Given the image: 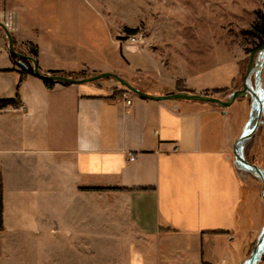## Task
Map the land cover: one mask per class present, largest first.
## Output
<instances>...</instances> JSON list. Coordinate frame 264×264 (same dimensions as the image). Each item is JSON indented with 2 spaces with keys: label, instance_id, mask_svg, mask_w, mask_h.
Listing matches in <instances>:
<instances>
[{
  "label": "crops",
  "instance_id": "obj_1",
  "mask_svg": "<svg viewBox=\"0 0 264 264\" xmlns=\"http://www.w3.org/2000/svg\"><path fill=\"white\" fill-rule=\"evenodd\" d=\"M0 8L19 11L13 46L43 74L83 79L113 72L129 80L105 61L113 54L133 71L130 83L149 94L239 88L245 51L225 27L236 13L219 31H196L192 60L185 62L164 56L176 53L168 46H180L184 36L178 28L168 31L170 18L160 14L147 15L149 35L131 46L122 28H136L137 14L113 27L101 16V0H0ZM189 19L173 18L183 27ZM13 54L0 29V101H19L0 112V264H242L248 258L264 209L263 220L257 206L250 220L244 185L264 205L262 186L243 181L236 167L233 145L244 123L232 122L227 107L143 98L110 77L55 81L49 88L36 73L22 79L28 64ZM124 93L133 97L129 106ZM255 133L264 168V120ZM246 232L244 253L232 249ZM57 242L66 246L64 257L52 253ZM15 244L29 256L16 254Z\"/></svg>",
  "mask_w": 264,
  "mask_h": 264
},
{
  "label": "rangeland",
  "instance_id": "obj_2",
  "mask_svg": "<svg viewBox=\"0 0 264 264\" xmlns=\"http://www.w3.org/2000/svg\"><path fill=\"white\" fill-rule=\"evenodd\" d=\"M258 11L264 12V0H101V16L106 20V23L110 22L113 27L115 23H121L122 20H125L130 17H135V15L137 14L138 19H140V23L136 28L129 29L135 30V33H138L139 36H142V38L146 37L150 33L146 26V18H148L147 15L155 16L156 14H160L165 16L166 18H170L169 21L164 22L167 24L166 29H168V31H174V28H178L181 31L180 34L184 36V40H181L180 46H174L175 44L172 43H170V45L168 46L175 50L176 53L165 52L163 54L165 57L170 56L171 58L177 56L180 59L185 60V62H190V60H192L194 40L196 39V31L210 29H217L219 31L223 28L222 25L225 24L223 20H227V18H230L231 13L238 14L232 17L231 20L229 19V24L225 27L230 29L231 38L233 42L240 44V46L245 51V58L242 61V73L236 85L240 89L242 88L243 77L247 69L250 53L252 52V50L258 48L261 42L259 37L248 32L252 29L253 24L257 19ZM179 15L190 16V19L187 21L186 27H183V25L180 24L177 26V22L173 20V18L177 19V16ZM195 15L204 16V19L200 21L193 20L192 17ZM179 21L180 23H183L181 20ZM103 30H105V27L101 22V31ZM122 32L124 36L129 34L126 28H122ZM110 57L112 59L110 58V60L107 59L105 61L113 64L116 68L118 67L120 71H122L121 73H124L126 75L125 77H129V80L127 81H132L130 80V75H132L133 71L130 70L129 67H127L124 59L122 57H119L118 55L113 54H111ZM125 70L128 71L126 72ZM106 81H109V78L101 79V82ZM110 82L111 84L115 83L125 88V86H123L120 82L116 80H110ZM137 85H139V87H143V84ZM145 88L152 89V86L147 84L145 85ZM117 92V90L113 91V93ZM214 97L220 98L224 97V95H218ZM229 98L230 96H228L227 99ZM250 105L251 101L249 95H242L238 97L230 106L227 107V110L229 111L230 120L240 125H242L243 123L245 124L249 117ZM261 120H264V111ZM249 141L247 142L244 150L245 156L247 157V159H255L257 161V156L260 153V138H258L256 142L254 141V139H252L250 142ZM253 152H255V154H253ZM238 171L243 181L252 182L256 180V182L260 186H262L261 181L257 180L248 171L242 170L241 168H238ZM243 205H250V207L252 208H249L251 209L250 220L253 219L252 211L254 210L255 206H257V210H260V217L261 220H263L262 214L264 205L262 204V200L260 199L259 194L253 191L251 187H249L247 184L244 185ZM249 239L250 234H248L247 232L246 234L244 233L242 236L239 235L237 241H239L240 244H235L233 248H231L237 252L240 251V253H244V249L246 246L245 243H247ZM13 248L16 254L21 252V255L29 256L30 250L22 252V246H20L19 244H15ZM52 248L57 250L56 253L52 251L54 255L64 257L66 251L65 245L57 242L56 246L54 244ZM63 261L62 264L65 263V261ZM30 264H33V262L31 261ZM43 264L51 263L48 261ZM52 264H54V262H52ZM259 264H264V259L261 260Z\"/></svg>",
  "mask_w": 264,
  "mask_h": 264
},
{
  "label": "water",
  "instance_id": "obj_3",
  "mask_svg": "<svg viewBox=\"0 0 264 264\" xmlns=\"http://www.w3.org/2000/svg\"><path fill=\"white\" fill-rule=\"evenodd\" d=\"M9 37V45L11 51L20 58H30L17 52L13 46L12 38L10 34H7ZM34 61V72L37 76L42 79H49L54 81H63L68 83H79V82H89L95 81L102 78L110 77L119 81L126 89L133 92L136 95H139L143 98L155 99V100H177L185 99L191 101L199 102H208L217 104L223 107L230 106L238 97L242 95H249L251 100L250 113L247 121L244 124L242 132L233 145V153L235 158V163L248 171H250L254 176H256L262 183L261 196L264 202V168L258 164L252 163L247 160L244 150L247 142L255 134L259 125L261 123L263 111H264V83H263V69H264V42L256 49L252 50L250 53L249 61L247 64V69L243 77V84L241 89L235 90L229 99L222 100L220 98L206 95V94H197V93H188V92H176L173 94L158 96L146 93L123 77L111 73L104 72L96 76L83 79H74L71 77L55 74H43L40 72L37 62L34 58H30ZM264 255V226L261 229L259 238L255 247L253 248L250 256L242 264H258Z\"/></svg>",
  "mask_w": 264,
  "mask_h": 264
},
{
  "label": "trees",
  "instance_id": "obj_4",
  "mask_svg": "<svg viewBox=\"0 0 264 264\" xmlns=\"http://www.w3.org/2000/svg\"><path fill=\"white\" fill-rule=\"evenodd\" d=\"M127 31L129 32V34H134L135 33V30L133 29H127ZM250 34H253L257 37L260 38L261 42H260V45L264 42V12L263 11H258L257 13V19L256 21L254 22L253 24V27L251 30L248 31ZM37 52L35 51L34 54H36ZM13 57H17L15 54H13ZM27 64H28V68L27 69H23L22 70V79L26 78L27 75L29 74H32V75H35V72H34V68L32 67L31 65V61L30 59H23ZM44 83L49 87V88H52L55 84V81L54 80H49V79H43ZM236 87H232V88H223V89H215V90H212L211 92H206V95H211V96H218V95H222L224 94L225 96H231L232 93L237 90L235 89ZM125 90H127L125 88ZM179 90H182V88H180ZM119 94H122V92H117L115 93L114 95H119ZM251 101V100H250ZM7 104H15V105H18L19 104V101L18 100H14V99H6V100H1L0 101V105L1 106H4V105H7ZM256 134V133H255ZM255 134L253 135V137L251 138V140L254 138ZM250 140V141H251ZM249 141V142H250ZM247 158V157H246ZM248 161L252 162V163H255V164H258V161H256L255 159H247ZM236 164V163H235ZM261 166V165H260ZM236 167L237 168H241L239 167L237 164H236ZM242 170H245V171H248L246 169H243L241 168ZM249 173H251L250 171H248ZM252 174V173H251ZM253 175V174H252ZM254 176V175H253ZM257 180H259L256 176H254ZM260 181V180H259ZM2 221H3V188H2V185H0V227L2 226ZM264 258V256H263ZM262 258V259H263Z\"/></svg>",
  "mask_w": 264,
  "mask_h": 264
},
{
  "label": "built area",
  "instance_id": "obj_5",
  "mask_svg": "<svg viewBox=\"0 0 264 264\" xmlns=\"http://www.w3.org/2000/svg\"><path fill=\"white\" fill-rule=\"evenodd\" d=\"M21 25V17L20 13L16 8H0V29L7 35L18 32ZM125 41L130 42L131 46H135L136 44L142 41V36H139L138 33L127 34L125 35ZM130 93H124L123 98L125 100V104L127 106L131 105L133 102V97L129 96ZM3 107L0 105V112ZM136 158L135 155L130 156V160H134Z\"/></svg>",
  "mask_w": 264,
  "mask_h": 264
}]
</instances>
